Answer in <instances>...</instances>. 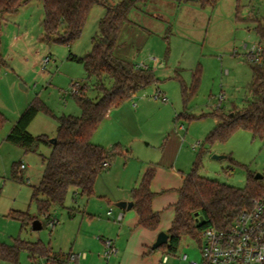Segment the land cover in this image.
Instances as JSON below:
<instances>
[{
    "label": "rangeland",
    "instance_id": "1",
    "mask_svg": "<svg viewBox=\"0 0 264 264\" xmlns=\"http://www.w3.org/2000/svg\"><path fill=\"white\" fill-rule=\"evenodd\" d=\"M107 1L116 4L121 0ZM135 3L115 55L137 63H151L149 58L154 56L161 64L152 65L156 81L112 107L92 137L94 143L108 150L118 144V154L99 174L94 195L88 198L71 188L64 206H52L47 217L39 212L31 197L32 187L43 175L44 157L50 154L51 147L40 145L37 151L26 152L8 142V131L2 128L1 243L14 246L20 240L41 241L53 252L80 255L79 260H68L67 264L201 263L202 243L191 238L182 241L177 253L152 249L153 243L139 245L137 250L134 237L128 241V231L120 230L121 209L115 199L121 194L132 195L143 169L155 168L152 183L155 207L161 215V226L167 228L171 226L183 176L192 171L196 162L202 176L235 187H244L249 174L263 175L264 182V140L246 129L236 130L224 141L208 140L219 122L218 108L229 113L235 107L242 108L252 97L249 54L260 42L254 19L264 21V0H216L204 6L200 0H135ZM105 12V6L94 5L81 36L71 46L47 41L41 0H32L17 14L0 22V49L8 61V67L0 72V104H4L0 110L7 116V124L12 127L19 117L15 111L23 112L39 98L52 114L40 112L29 131L52 139L57 133L58 116L81 114L73 96L75 83L85 85L89 97L99 95L96 78L88 77L84 65L68 56L72 52L83 57L91 51ZM47 56L51 62L43 70L41 62ZM198 67L201 78L193 91V76ZM159 91L166 94L167 100L154 99ZM134 102L137 108L133 107ZM197 141L202 145L193 149ZM15 163L22 180L13 177ZM18 213L28 215L21 217ZM35 221L42 225L40 229L33 228ZM52 221L56 224L52 225ZM108 239L121 242L122 258L119 254L105 256ZM184 254L189 257L187 262L181 259ZM164 256L169 259L167 263L162 261ZM0 264L13 263L0 259ZM18 264L55 263L43 257L32 259L28 250L21 249Z\"/></svg>",
    "mask_w": 264,
    "mask_h": 264
},
{
    "label": "trees",
    "instance_id": "2",
    "mask_svg": "<svg viewBox=\"0 0 264 264\" xmlns=\"http://www.w3.org/2000/svg\"><path fill=\"white\" fill-rule=\"evenodd\" d=\"M32 0H0V22L7 15L16 14ZM44 7V36L49 43H66L71 46L82 34L94 5L106 7L105 14L99 20V32L93 38L90 52L78 57L70 52L68 58L84 65L88 77L96 78L99 95L91 98L86 94L85 85L73 93L81 108L80 115H61L57 117L56 141L50 142L47 135H34L29 127L40 112L52 114L47 105L35 98L20 114L6 140L28 151H37L40 145L51 147L44 157L45 169L37 185L32 187V200L36 201L40 213L47 217L52 206H64L68 191L73 188L88 198L94 195L99 174L118 154V144L112 150L96 144L92 137L107 117L112 107L119 106L125 100L156 81L152 69L136 68L135 64L118 58L115 51L123 26L130 22V11L135 0H121L110 4L107 0H41ZM204 6L214 4L216 0H200ZM254 30L260 38L258 55L249 54L252 69L250 83L251 99L242 107H235L229 113L218 108V124L209 134L211 142L226 140L238 129L251 131L255 137L264 140V21L254 19ZM8 67V61L0 49V72ZM200 67L193 76V91L201 78ZM108 80V81H107ZM109 82L108 84L106 83ZM183 92H186L185 89ZM8 118L0 110V131ZM22 168V167H21ZM196 162L190 173L183 176V184L178 189L179 197L174 204L175 217L167 233L169 242L161 245L170 253H177L186 238L201 240L202 233L211 226L228 228L238 215L253 207L256 201L264 198V182L249 174L246 185L235 187L199 173ZM156 170L149 167L132 190L133 209L138 214V224L149 230L159 228L160 213L153 208L154 192L151 184ZM13 177L22 180L19 165L13 166ZM28 213H18V216ZM73 214L70 213V216ZM202 218V219H200ZM21 249L29 251L30 257H43L47 262L67 264L69 255L53 252L41 241L20 240L10 246L0 242V259L13 264L19 262ZM153 249V248H152ZM158 249V248H157Z\"/></svg>",
    "mask_w": 264,
    "mask_h": 264
},
{
    "label": "built area",
    "instance_id": "3",
    "mask_svg": "<svg viewBox=\"0 0 264 264\" xmlns=\"http://www.w3.org/2000/svg\"><path fill=\"white\" fill-rule=\"evenodd\" d=\"M259 52V45H254L250 51L254 55H258ZM150 58L152 61L161 64L157 57L151 56ZM50 62L51 57L43 58L41 68L47 70ZM135 66L136 68L152 69L145 61L139 62ZM80 86L79 83H75L73 92H77ZM153 97L156 100H167L166 94L161 91ZM133 106L137 107V103L134 102ZM201 145L202 142L197 141L192 145V148L198 149ZM104 165L108 166L109 162H105ZM21 167L24 168V164ZM119 219H122V213L119 215ZM51 224L54 225L56 222L52 221ZM200 242L202 243V262L193 261L189 264H264V198L256 201L253 207L241 212L228 228L211 226L205 229ZM117 253V247L112 240L108 239L104 252L105 256L109 257ZM79 257V254L71 253L69 260L71 262L77 261ZM188 258L186 254L181 257L184 262H187ZM162 261L167 263L169 259L164 256Z\"/></svg>",
    "mask_w": 264,
    "mask_h": 264
},
{
    "label": "crops",
    "instance_id": "4",
    "mask_svg": "<svg viewBox=\"0 0 264 264\" xmlns=\"http://www.w3.org/2000/svg\"><path fill=\"white\" fill-rule=\"evenodd\" d=\"M28 5V4H27ZM26 6V5H25ZM24 6V7H25ZM23 8V7H22ZM17 14V13H16ZM12 15H15V14H11V15H7V18H9V16H12ZM17 39H16V41L17 42H19V40H20V36L19 37H16ZM71 51V50H70ZM116 56L118 57V58H121V59H123V60H127V59H124V58H122L121 56H118L117 55V53H116ZM149 60L151 61V63H148L150 66H151V68L153 69V66L152 65H160V63H158V62H154V61H152L151 60V58H149ZM127 61H129V60H127ZM129 62H132V63H134V64H137V62L136 61H129ZM156 67V66H155ZM155 70V69H154ZM0 103H2V102H0ZM4 104H0V107H2ZM134 107V106H133ZM137 107H138V104H137ZM137 107H134V108H137ZM15 113L17 114V117L18 116H20V114L22 113L21 112V110H16L15 111ZM15 123V122H14ZM7 124V123H6ZM14 124H12V126H13ZM4 128H6V129H4V130H6V131H8L7 132V134L9 133V131H10V129L12 128L10 125H9V123L7 124V125H5L4 126ZM93 141V140H92ZM108 166H110V164L108 165ZM149 167H146V168H144L143 169V172L141 173V176H140V178H138L136 181H135V185L137 186L138 185V183H139V181H140V179H141V177L143 176V174H144V172L148 169ZM152 183H153V181H152ZM152 184H151V188H152ZM181 187V186H180ZM179 187V188H180ZM179 197V196H178ZM120 200H127V201H131L132 200V195L129 193V194H121V195H119L116 199H115V201L117 202V201H120ZM177 200H178V198H177ZM177 200L175 201V203L177 202ZM153 208H154V210L155 211H157V212H159V209L158 208H156L155 207V201H154V199H153ZM175 208V207H174ZM122 213V223H121V227H120V230L122 231V230H127L128 231V234H129V239H128V241L130 240V238H131V236H133L134 237V240L136 241V249L137 250H140V247H139V245H146L147 243H154L155 241H156V238H157V235H158V233L160 232V231H168V229L170 228L169 226H167V228H163V226H161V224H160V226H159V228L158 229H156V230H149V229H146V228H144V227H142V226H140L139 224H138V214H137V212L135 211V209H130V210H122L121 209V212H120V214ZM160 213V212H159ZM119 214V215H120ZM161 216V215H160ZM174 217H175V213L173 212V217H172V220H171V224H172V221H173V219H174ZM169 227V228H168ZM162 229H165V230H162ZM112 241H113V243L115 244V246L117 247V249H118V253H117V255L119 254V255H121V256H119V257H121L122 258V254H123V248H121L120 247V244H121V242L120 241H118V243H116L115 242V240L114 239H111ZM149 245V244H148ZM72 252H70V254H71Z\"/></svg>",
    "mask_w": 264,
    "mask_h": 264
},
{
    "label": "water",
    "instance_id": "5",
    "mask_svg": "<svg viewBox=\"0 0 264 264\" xmlns=\"http://www.w3.org/2000/svg\"><path fill=\"white\" fill-rule=\"evenodd\" d=\"M21 87L23 88V89H25V86L24 85H21ZM56 141V138L54 137V138H52V139H50V142L51 143H54ZM215 158H222V156H218V155H215L214 156ZM256 178L257 179H261V178H263V175H261V174H257L256 175ZM116 206L117 207H119L120 209H122V210H130V209H132L133 208V206H134V202L131 200V201H127V200H120V201H117L116 203ZM200 219H202V218H200ZM42 227V225L38 222V221H35L34 223H33V228L35 229V230H37V229H40ZM169 234L166 232V231H160L159 233H158V235H157V238H156V241L153 243V245H152V248L153 249H157V248H159L161 245H163V244H166V243H168L169 242Z\"/></svg>",
    "mask_w": 264,
    "mask_h": 264
}]
</instances>
